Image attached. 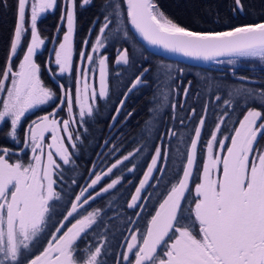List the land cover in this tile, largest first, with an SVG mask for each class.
<instances>
[{
    "label": "snow or ice",
    "instance_id": "snow-or-ice-1",
    "mask_svg": "<svg viewBox=\"0 0 264 264\" xmlns=\"http://www.w3.org/2000/svg\"><path fill=\"white\" fill-rule=\"evenodd\" d=\"M92 2L93 0H82L81 7ZM0 3H4V0H0ZM123 3L127 6L128 23L151 45L161 46L169 52L180 53L195 60L223 63L217 58L229 56L264 61V20L259 23L228 25L223 31H192L167 18L153 0H106L101 5L104 23L99 28L95 43L91 45V53H79L82 61L98 65L99 88H90L88 83L89 73L95 75V68L80 67L76 69L78 75L75 98L71 89H66L63 84L59 85L62 94L57 96L56 92L43 85L41 65L34 60L37 49L45 44L37 30L38 17L55 9L58 6L57 0H17L14 33L7 59L0 69V92L7 94L0 107V125H7L10 121L5 139L19 143L18 129L26 113L54 99H58L60 104L52 112L37 117L28 125L24 148L20 149L21 152L25 149L31 151L27 164L19 161L9 163L6 157L12 150L0 147V264H107L101 259L102 255L107 254L106 237H101L95 246H86L85 249L78 247V241L85 239L90 230L95 233L103 224L101 210L86 211L85 206L121 185L124 179L122 175L95 191L97 185L105 178L114 176V170L124 165L125 161L130 162L140 149L116 159L102 173H91L94 178L78 194H74L73 199L67 201L59 213L61 219L51 225L54 230L47 231L50 236L47 246L36 255L32 254V249L49 229L52 217L57 214V202L63 200L62 193L54 187L57 178H63L59 171L62 165L55 157L63 165L73 163L65 137L72 148L76 147L74 140L80 139L79 134L73 135L71 128V125L77 123L73 116L74 104L79 108V122L86 123V118H92L99 111L97 102L106 100L109 96L108 57L99 53L105 48L106 30L121 31ZM64 4L60 19L61 27L66 24V31L62 42L53 49L54 63L60 74L73 71L72 39L76 0H64ZM234 5V12L244 11L242 0H234ZM29 9L31 39L19 61L18 70H14L13 58L18 55L22 37L29 31L25 26L26 12ZM114 20L116 28L110 29ZM59 30L58 28L57 31ZM124 34L127 36L126 31ZM84 44L88 45L89 41L85 40ZM116 63H129L128 49L118 50ZM227 63L232 64L234 60L229 59ZM149 71L150 69L144 68L123 93L124 98L119 100V106L115 108L116 115L111 117L113 124L110 127L118 122L128 95L147 84L145 76ZM178 71L183 73L182 69ZM52 75L55 79L54 72ZM174 79L170 69L157 76V88L165 104ZM239 79L241 82L248 81L245 77ZM9 80L10 87L6 85ZM81 80L83 91L80 87ZM190 86L191 82L188 87L183 88L185 97L188 96ZM228 95L243 97L245 103L251 99L264 107V91L255 92L250 87H239L233 88ZM220 99L217 95L216 100ZM223 104L231 107L233 101L225 99ZM65 106L70 118L57 120L58 112ZM170 107L175 113L177 105L172 103ZM204 112L207 113V105L204 106ZM131 115V112L127 113V116ZM227 115L225 108L204 144L206 158L199 183H196L194 189V207L187 210L188 217L183 214L185 210L182 208V201L186 199L185 194L191 191L189 182L197 162V147L201 143L205 115L199 117L192 129L190 145L183 154L186 162L182 167V177L167 188L162 202H159L154 214H150L151 218L142 234L139 228L129 229L130 236L125 237L123 245L125 250L118 254L115 264H264V147L258 144V140L264 138V111L248 108L233 134L218 139ZM195 116L196 109L193 108L187 117L180 119V123L184 124L185 119L191 120ZM146 123L150 125L151 121ZM45 133H51V142L46 146ZM165 135L172 137L176 133L168 129ZM226 140H230V144H226ZM181 142H184L183 137ZM214 148H218L223 154L214 153ZM116 151L118 149L113 146L112 152ZM168 155L166 149L162 151L161 146H155L142 178L134 186L135 191L127 201V208L139 209L133 213L137 218L146 210V201L152 195H144L147 188L155 186L151 181L159 183L163 179L154 173L166 171L158 165ZM135 169V164L127 167L129 173ZM72 183L76 181L73 180ZM81 210H85L86 214ZM186 219L188 222L182 223ZM129 223L134 221L129 220ZM197 226L198 232H194Z\"/></svg>",
    "mask_w": 264,
    "mask_h": 264
},
{
    "label": "trees",
    "instance_id": "trees-1",
    "mask_svg": "<svg viewBox=\"0 0 264 264\" xmlns=\"http://www.w3.org/2000/svg\"><path fill=\"white\" fill-rule=\"evenodd\" d=\"M153 1L167 18L182 27L197 31L223 30L228 25L236 26L264 20V0H242L244 6L242 13L233 11L235 7L234 0ZM16 3L17 0H4V3H0V69L3 68L9 53L10 41L16 23ZM102 4L104 2L100 0H96L94 4H90L87 7L89 13L93 9H96L99 16L103 18L101 10ZM76 12L80 13L81 9H78ZM56 16H58L57 10H55V13L43 15L38 21L39 30L41 31L40 34L47 39V43L50 45L59 39L54 30V23L52 22ZM87 16L88 14L84 15V18ZM120 21L124 31L127 32V36L120 33L117 35L116 33L113 37L118 36L119 40H124L125 45L128 44L126 46L128 53H130L129 67L131 68L127 78L123 75V71L118 76L112 75L113 84L111 85V95L109 101H106L107 103L104 106L103 112L94 115L92 118H86V123L77 121L79 125L71 127L80 136L79 140H74L76 144L75 148L71 147L65 137V144L70 146L69 151L72 153L73 166L68 170L65 179L61 181L63 186H58L59 181L56 184V190L60 191L63 195V200L57 202L56 218L59 217V213L65 207L67 201L73 199L74 194H78L94 178L91 173H102L112 164V160H110L112 156L107 158L108 151L106 148L110 147L113 149V146L118 148L121 145L119 150L121 155L126 151L132 150L134 146L140 143L147 147H153L158 143V140L162 141V151L166 149L169 155L167 159L161 161L158 167L164 168L166 171L164 173H154L157 177L162 176L163 179L159 183L157 181H151L155 186L147 188L152 189L151 196L161 200L168 186L182 177V167L186 162V156L183 154L186 153L190 142L186 136L185 125L188 128H194V122L196 121L193 118L191 120L185 119L184 124H181L180 119L187 117L189 113V111L184 109L195 107L197 110H201L205 104H208L210 109L221 106L219 108V111L222 112L221 115H223L225 108H227L228 115L224 117L225 122H228L227 118L241 115L248 108H256L257 110L264 111V107L259 102H253L249 99L245 103L243 97L235 95L229 97L228 95L233 88L239 87H250L255 92L264 91V61L254 58L232 57L220 59L223 63L193 65L180 60L166 58L147 50L137 40L134 33L128 27L124 3L122 4ZM81 36L82 29H79L76 34V39ZM23 45H26V40H23ZM160 59L161 64L159 63ZM229 59H233L234 63H227ZM15 62L16 57L12 62L13 66ZM144 68L150 69L145 76L147 84L140 86L128 95L121 118L119 117L117 124L113 128H108L106 126L107 122L100 120V118L108 116V119H110L111 115H116L115 108L119 106V100L122 99L123 93L129 86L126 84L127 80L133 81L139 75L138 72L143 71ZM169 69L171 70V75L175 77L171 82V89H178V91L170 89L169 99L167 104H165L160 95V90L157 88V76ZM181 69L183 70L182 74L178 71ZM241 77L248 78V81L252 83L248 81L241 82L239 79ZM41 78L44 80L45 85L53 89L56 88V84L52 82L56 79H53L51 71L43 69ZM189 82H191V86L188 96L185 97L183 88L188 87ZM217 95L221 97L219 101L216 100ZM225 99H232L233 104L231 107L223 104ZM1 103L0 94V107L2 105ZM172 103L177 105L175 113H173L170 107ZM181 104L183 107H181ZM128 112L132 113L130 117L126 116ZM60 114L66 116L67 110L65 112L61 111ZM173 116H175V119ZM75 119H79L77 114H75ZM148 121H151L150 125L146 123ZM26 124V120L23 119L18 129L17 139L20 141L19 143L11 139H5L10 121L7 125H0V146L14 151L22 148L24 145ZM168 129H172L176 135L172 137L166 136L165 133ZM182 129L184 130L182 136L184 142H181V137L178 135ZM160 136L161 139H159ZM105 141H108V143L106 144ZM176 147L181 149L177 150ZM199 148L197 147V154L201 153L200 150L202 148L200 150ZM140 150L130 162L125 161L124 165L114 170V176L105 178L106 182L103 184V180L97 187L103 186L111 179L122 175L124 179L121 185H117L116 189L102 194L94 202H90V205L85 206V210L88 209V211H92L93 209L101 210L103 224L96 229L95 233L90 230L88 236L80 240L81 247L86 241H91L92 246H95L100 242L101 237H106L105 246L107 254L102 255V259L107 264H114L115 251L119 248L121 240L127 234L125 228L129 224L131 214L134 213V210L127 208V201L130 200L131 194L134 193V186L138 185L140 176L153 154H150L149 150L145 152V146ZM23 158L26 159L27 156ZM132 162L136 164V169L129 173L127 167L132 166L130 165ZM73 180L76 183L73 184ZM99 190L97 189L95 191ZM85 210L81 211L84 212ZM98 223H100L99 219ZM145 224H139V227L144 231L146 229Z\"/></svg>",
    "mask_w": 264,
    "mask_h": 264
},
{
    "label": "flooded vegetation",
    "instance_id": "flooded-vegetation-1",
    "mask_svg": "<svg viewBox=\"0 0 264 264\" xmlns=\"http://www.w3.org/2000/svg\"><path fill=\"white\" fill-rule=\"evenodd\" d=\"M102 2H106V0H100ZM96 2V0H93V2L91 4H94ZM81 3H82V0L80 2H77L76 1V8H75V24H74V34H73V39H72V62H74V58L76 57V60L75 62H80L81 61V58L79 56V53L81 51H85L87 53H91V45H92V36L98 32V25H100L102 22H104V19L101 18V16H99V14H97V12H94L93 13V10L89 13L88 11V6L90 5H87V6H84V7H81ZM78 9H81V12L80 13H77L76 11ZM88 14L87 17L84 18V15ZM90 14V15H89ZM54 24V27L56 25V23L58 22V28L60 30H62V32L64 33V31H66V24L64 27H61V20L59 22L58 20V17H55L52 21ZM79 29H82V36L80 38H77L76 39V34H77V31ZM55 30V29H54ZM60 30L59 32H57V30H55L57 36H58V33L60 34ZM91 30V31H90ZM122 34H124V29L121 28V31H120ZM119 33H117L118 35ZM41 38H43L45 40V44L42 45L39 49H37V52H36V55H35V60L38 64L41 65V75H43V69L44 70H48L51 69L53 71V67L57 66L55 63H54V60H55V53L53 51L54 49V44H49L47 43V39L43 36H41V34H39ZM63 39V36H61L60 40ZM85 40H88L89 41V44L88 45H85L84 44V41ZM58 41V40H57ZM53 45V46H52ZM128 46V44H126ZM125 45V42L124 40H119L118 39V36L117 37H112L111 40L109 41L108 43V46H107V57H108V62H107V80H108V84H109V96L106 100L104 99H101L97 102L96 104V107L99 109V111L97 113H95L94 115H97L98 113L100 112H103L104 111V106L106 105V101H109L110 99V95H111V85L113 84V78H112V75L113 76H118L123 70L124 68H121L119 67L116 62H114L112 60V56L115 54V51H116V48H122L123 49H127V46ZM57 48V47H55ZM120 48V49H121ZM121 50V51H122ZM130 55V53H129ZM52 57H54V60L52 59ZM51 58V59H50ZM130 63V61H129ZM128 63V65H129ZM81 64V62H80ZM80 67H85L87 68V66H75V69H78ZM141 72V71H140ZM138 72V73H140ZM42 79V78H41ZM55 79L56 80H53L52 82L53 83H57V79L60 80L63 82V83H60L59 84H63L65 86L66 89L67 86H66V83L62 80V78H58V76H55ZM43 80V79H42ZM82 81L81 80V84H82ZM88 82H89V87H93L95 86L97 89L99 88V82H95L93 80V78L91 76H89V79H88ZM132 82V80H127V86L130 85V83ZM81 87V90L83 91V86L80 85ZM129 87V86H128ZM75 92H76V81L74 83V89H73V98H75ZM57 94H60V93H57ZM128 105V103H127ZM44 106H39L33 110H31L30 112H28L24 119L26 120L27 124L25 126V132H24V135L25 133L27 132V128H28V125L33 121L35 120L37 117L40 116V114H36L34 115V112L36 113V111L38 109H41L43 108ZM195 107H191V108H186L184 110H187L189 111L188 115L190 114L191 112V109H193ZM125 109V108H124ZM124 109L122 110V112L124 111ZM196 109V116L193 118L195 119L196 122H194V126L198 123V119L201 115H205V126L204 128L202 129V136H201V143L198 144V147L202 148L200 150V154H197V162H196V166L194 167L193 169V175L195 176V173H196V176L198 174H200V171H202V168L200 170V165L202 164V162L204 161V159L206 158V149L204 147V144L206 143L207 139H209L210 137V132L211 130L215 127V124L216 122L218 121V118L221 116L219 113H215L213 112L210 108H207V113L205 114L204 112V108H201V110H197ZM63 112H65L66 110L63 109L62 110ZM201 111V112H199ZM78 112H79V108L77 105L74 104V108H73V116L75 118V114H77L78 116ZM246 112V111H245ZM242 113L241 115H238L236 117H229L227 118L228 119V122H225L221 125V131L218 133V139H223L224 137L226 136H231L233 134V130L235 127H238V122L240 119L243 118V115L245 114ZM122 114V113H121ZM187 115V116H188ZM127 116V115H126ZM79 117V116H78ZM112 115L110 116V119H108V116H104L102 118H100V120H104L107 122V127L108 128H113V127H110V125L113 124V121L111 119ZM121 118V115L119 116ZM119 117H118V120H119ZM128 117V116H127ZM70 116H69V113L67 111V115L65 116L64 114H59L58 115V118H56L57 120H64V119H69ZM76 120V119H75ZM189 120V119H188ZM76 121H79V119H77ZM117 124V122L115 123V125ZM79 123H75L72 126H78ZM192 129L193 127H190L188 128L187 125H185V130H186V136L187 138L189 139L190 136L192 135ZM184 134V130L182 129L180 132H179V136L182 137ZM62 135V133H61ZM177 135V137H178ZM25 138V136H24ZM159 139H161V136L159 137ZM51 142V133L48 135V133H45V146ZM189 142H190V139H189ZM66 143V141H65ZM226 144H230V140H226ZM258 144L262 147H264V138H260L258 140ZM2 147V146H0ZM12 150V149H11ZM48 149L47 147H45V152H47ZM226 151V150H225ZM12 152H14V150H12L9 155L6 157V159H8L9 163H16V161L14 160L13 156H12ZM214 153H217V154H222L219 152V149L218 148H214ZM30 154H31V151H30ZM56 159L59 160L58 157H55ZM151 159V158H150ZM150 159H149V162H150ZM59 162V161H57ZM146 167L147 165L145 166L143 172L146 170ZM203 167V166H202ZM182 173V171H181ZM143 174V173H142ZM142 174L140 176V178H142ZM139 182V181H138ZM191 182V180H190ZM189 182V183H190ZM195 182H196V179H195ZM90 183V182H89ZM98 186V185H97ZM96 186V187H97ZM56 188V185L54 186ZM97 190V189H96ZM93 191V190H91ZM193 196H195V191L193 189ZM186 197H190V194L189 192L186 193ZM192 207V206H190ZM194 207V206H193ZM57 215V214H56ZM56 215H54L52 217V220L50 221V224H49V229L46 230V233L44 235L41 236L39 242L36 244V246L32 249V254L33 255H36V254H39L41 251H43V248L47 246V240L50 239V236L47 235V231H52L54 229H52L51 225L52 224H55L59 219H61V216L59 215L58 218H56ZM185 216V215H184ZM186 217V216H185ZM194 219V217H193ZM187 220V219H186ZM182 221V223H185ZM146 230V229H145ZM144 232L143 229H141V232ZM142 234V233H141ZM125 244V239L121 240L120 242V245H119V248H118V252H117V256L119 253H122L125 249L123 247V245ZM80 246V241H78V247ZM162 254V252H161ZM117 258V257H116ZM116 260V259H115ZM115 264V262H114Z\"/></svg>",
    "mask_w": 264,
    "mask_h": 264
},
{
    "label": "rangeland",
    "instance_id": "rangeland-1",
    "mask_svg": "<svg viewBox=\"0 0 264 264\" xmlns=\"http://www.w3.org/2000/svg\"><path fill=\"white\" fill-rule=\"evenodd\" d=\"M77 2H80L81 0H76ZM57 3H58V6L55 8V9H53V10H48L47 12H45V13H43V14H41V16L40 17H38V20H37V30H38V33L40 34V28H39V24H38V21H39V19L43 16V15H45V14H47V13H49V14H52V13H55V10H57V12H58V16H56V17H58V20H59V22H60V18H61V14H62V11H63V9H64V7H65V4H64V0H57ZM94 12H97L96 11V9H94L93 10V13ZM97 14H98V12H97ZM29 20H30V9L26 12V21H25V26L26 27H28L29 28V31H28V33L25 35V36H23L22 37V43H21V46H20V48H19V50H18V55H17V57H16V62H15V64H14V66H13V69L14 70H18V64H19V61H20V59H22V57H23V55H24V52L26 51V49H27V45H28V43L30 42V39H31V32H30V26H29ZM115 21V20H114ZM113 21V23L109 26L110 27V29H115L116 28V24H114L115 22ZM104 22H102L100 25H98V32H96L93 36H92V44H94L95 43V40H96V36H97V34L99 33V28H100V26H102V24H103ZM120 27L121 28H123L122 27V25H120ZM54 29L55 30H57L58 29V22L56 23V25H55V27H54ZM58 32V31H57ZM13 33H14V31H13ZM116 33H120V34H122L120 31L119 32H117V31H109V30H106V33H105V36H106V39H105V48H103V49H101L100 50V53H99V55H107V46H108V43H109V41L111 40V38L113 37V35L114 34H116ZM13 36V35H12ZM61 36H63V32H62V30H60V34L58 33V41H56L55 43H54V48L55 47H58V45H59V43L60 42H62V40H60V38H61ZM23 40H26V45L24 46L23 45ZM53 46V45H52ZM10 47V46H9ZM121 48V47H120ZM120 48H116V51H115V54L112 56V60L114 61V62H116V58H117V55H118V50H122V48L120 49ZM51 59V58H50ZM52 59L54 60V57H52ZM13 60H14V58H13ZM34 60H35V57H34ZM75 60H76V57L74 58V62H72L73 63V71L72 72H66V73H64V74H60V72H59V68H58V66H55V67H53V71H51V73L53 74V72L55 73V76H58V78H62V80L66 83V86H67V88L68 89H71V91H72V94H73V89H74V83H75V81H76V79H77V75H78V73H77V71H76V69H75V66H78V65H80V66H87V67H92V68H95V75H93L92 73H89V76H91L92 78H93V80L97 83V82H99V68H98V65H95V64H93V65H89L88 64V62L86 61V60H81L80 62H81V64H80V62H75ZM36 61V60H35ZM13 62V61H12ZM37 63V62H36ZM159 63L161 64L162 62H161V59H160V61H159ZM130 65V64H129ZM129 65L127 64V65H125V64H119L118 66L119 67H121V68H124V70H123V75L127 78V75H128V73H129V71H130V68L131 67H129ZM53 76V75H52ZM41 81H42V83H43V85L44 86H46V87H48V88H50V89H52L54 92H56V93H60L59 95H61L62 93H61V90H60V87H59V82L60 83H63L62 81H61V79L60 80H58L57 79V83H56V88L55 89H53V88H51L50 86H47V85H45V82H44V80H42L41 79ZM89 83V82H88ZM131 84V83H130ZM6 85L7 86H11V84H10V80L9 81H7L6 82ZM82 86H83V81H82V84H81ZM0 94H1V101H3V99H5L6 98V92H0ZM2 104V103H1ZM60 104V101L58 100V99H54L53 101H50L48 104H46V105H41V106H44L43 108H41V109H38L37 111H36V113L34 112V115H36V114H40V116H43V115H46V114H48V113H50V112H52L53 111V108L56 106V105H59ZM205 105H207V108H209L208 106V104H205ZM1 107H2V105H1ZM202 108H204V107H202ZM219 108H221V106H216V108H213V109H211L213 112H216V113H219L220 115H221V113L222 112H220L219 111ZM63 109H65V110H67V108H66V106L63 108ZM30 112V111H29ZM61 113V111H59L58 112V115ZM27 114V113H26ZM58 115L56 116V118H58ZM7 119V118H6ZM24 118H22V120H23ZM50 133H48V135H49ZM63 134V133H62ZM76 134H78V132L77 131H75V130H73V135L75 136ZM64 135V134H63ZM25 136V135H24ZM68 146V145H67ZM143 146H145V152H147V150H149V153L150 154H154V151H155V146H161L162 147V141H160V140H158V143H156V145H154L153 147H147L146 145H142V143H140V144H138L137 146H134L133 148H132V150H129V151H126L125 153H123V154H121L120 155V153H119V150H120V148H121V145H119L118 146V151H116V152H112V148H110V147H108V148H106V150L108 151V155H107V158H110V156H112V158L110 159V160H112V163L116 160V159H118V158H122V156L123 155H127L129 152H134L136 149H142V147ZM69 148H70V146H68ZM22 148H24V145L22 146ZM20 149L21 148H19V149H17V150H15L14 152H13V158H14V160L17 162V161H19V162H22V163H24V164H27L28 162H29V160H30V157H31V154H30V149H25V151L24 152H21L20 151ZM176 149L177 150H179V149H181V148H179V147H176ZM223 154V153H222ZM24 156H27V158L26 159H24L23 157ZM141 160V159H140ZM57 161H60V160H58L57 159ZM60 163H61V165H62V167H61V169L59 170L61 173H62V176H63V178L62 179H59V178H57V177H54V178H57V181H59V184H58V186L59 187H61V186H63V183L61 182L62 180H64L65 179V177H66V174H67V172H68V170L73 166V163H71V164H69V165H63L62 164V161H60ZM133 164H135L134 162H132L130 165H133ZM136 165V164H135ZM202 166H203V162H202V164L200 165V170H201V168H202ZM131 167V166H130ZM201 173H202V171H200V174H198L197 176H196V173H195V176L193 175L192 176V178H191V182L189 183V188H190V190L191 191H189V194H190V197H186V199L184 200V201H182V208L185 210L184 211V215L186 216V217H188V215H189V212L187 211V210H189V209H191V208H193V206H194V200H195V196H193V189H195V185H196V183H199V177H200V175H201ZM195 179H196V182H195ZM104 182H106V180L104 179V181H103V184H104ZM108 182H110V181H108ZM107 182V183H108ZM176 182V181H175ZM106 183V184H107ZM105 184V185H106ZM105 185H103V186H105ZM103 186H99V187H96V189H100L101 187H103ZM171 186V184L168 186V188ZM95 189V190H96ZM148 193H152V189H147L146 190V193H144V195H147ZM188 193V192H187ZM185 196H186V194H185ZM163 199V198H162ZM162 199L161 200H158V199H155L153 196H151L147 201H146V210L145 211H143L142 212V214H141V217L140 218H137L135 215H133V213L131 214V216H130V220L131 221H134V223H129L128 224V226L125 228V231H126V235H125V237H129L130 236V232H129V229H132V230H135V229H137V228H139V230H140V234L141 233H143V231L141 232V227H139V224L140 225H143V223L145 224V222L147 221V220H149L150 218H151V216H150V214H154V212H155V209L158 207V204H159V202H162ZM190 206H192V207H190ZM132 210H134V209H132ZM86 211H88V209H86ZM86 211H84L85 212V214H86ZM134 211H139V209H135ZM184 222V221H183ZM188 221L186 220L185 221V223H187ZM145 226L147 227V223L145 224ZM194 232H198V226L194 229ZM125 237H124V239H125ZM86 246H92V242L91 241H86L85 243H84V245H82V247H81V244H80V246H79V248L80 249H85L86 248ZM117 252H118V248H117V250L115 251V254H114V259H116V257H117ZM101 259H102V257H101ZM113 264V263H112Z\"/></svg>",
    "mask_w": 264,
    "mask_h": 264
},
{
    "label": "water",
    "instance_id": "water-1",
    "mask_svg": "<svg viewBox=\"0 0 264 264\" xmlns=\"http://www.w3.org/2000/svg\"><path fill=\"white\" fill-rule=\"evenodd\" d=\"M153 3L155 4V2L153 1ZM124 6H125V9H126V3H124ZM262 21V20H261ZM261 21H257V22H252V23H259ZM175 23V22H174ZM127 24H128V27L130 28V30L134 33L135 37L137 38V40H139L143 45L144 47L155 53V54H158V55H161L163 57H166V58H172V59H176V60H180V61H183V62H186L188 64H193V65H211V64H216L217 62L216 61H203V60H195V59H192V58H189V57H185L183 56L182 54L180 53H173V52H169L167 50H165L163 47L161 46H158V45H151L149 44L146 40L143 39L142 36H140V34L138 32L135 31V29L132 27V25L130 23H128L127 21ZM177 24V23H176ZM247 24V23H246ZM179 25V24H178ZM180 26V25H179ZM182 27V26H181ZM186 28V27H185ZM189 29V28H188ZM192 30V29H190ZM223 30H226V29H223ZM223 30H216V31H223ZM192 31H197V30H192ZM225 58H232V57H229V56H223V57H218L217 59L220 60V59H225ZM131 85V84H130ZM129 85V87H130ZM127 90V89H126ZM124 97H122L123 99Z\"/></svg>",
    "mask_w": 264,
    "mask_h": 264
}]
</instances>
